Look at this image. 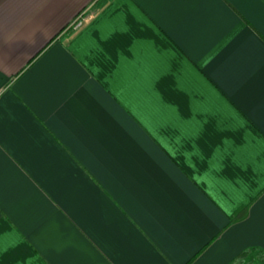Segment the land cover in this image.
<instances>
[{
  "label": "crops",
  "instance_id": "obj_1",
  "mask_svg": "<svg viewBox=\"0 0 264 264\" xmlns=\"http://www.w3.org/2000/svg\"><path fill=\"white\" fill-rule=\"evenodd\" d=\"M247 246L264 249V0H0V264Z\"/></svg>",
  "mask_w": 264,
  "mask_h": 264
},
{
  "label": "trees",
  "instance_id": "obj_2",
  "mask_svg": "<svg viewBox=\"0 0 264 264\" xmlns=\"http://www.w3.org/2000/svg\"><path fill=\"white\" fill-rule=\"evenodd\" d=\"M247 209L241 207V212L235 217H240ZM264 262V249L259 246H247L239 251L227 264H260Z\"/></svg>",
  "mask_w": 264,
  "mask_h": 264
},
{
  "label": "built area",
  "instance_id": "obj_3",
  "mask_svg": "<svg viewBox=\"0 0 264 264\" xmlns=\"http://www.w3.org/2000/svg\"><path fill=\"white\" fill-rule=\"evenodd\" d=\"M80 22H81V20H80V19H78V20L76 21V24H75V26H78V25H80Z\"/></svg>",
  "mask_w": 264,
  "mask_h": 264
}]
</instances>
